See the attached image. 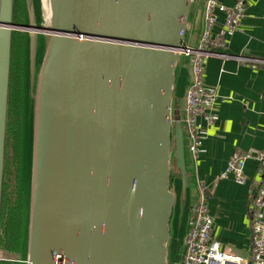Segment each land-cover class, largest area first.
<instances>
[{
  "label": "water",
  "instance_id": "1",
  "mask_svg": "<svg viewBox=\"0 0 264 264\" xmlns=\"http://www.w3.org/2000/svg\"><path fill=\"white\" fill-rule=\"evenodd\" d=\"M35 4L0 0V220L13 35L30 41L27 103L38 41L48 37L28 193L22 183L28 254L20 262L169 264L172 177H180L185 197L193 179L175 89L181 67L192 80L181 52L196 47L203 7L196 10L195 0H50L52 18L43 23ZM185 247L184 239L182 260Z\"/></svg>",
  "mask_w": 264,
  "mask_h": 264
},
{
  "label": "crops",
  "instance_id": "2",
  "mask_svg": "<svg viewBox=\"0 0 264 264\" xmlns=\"http://www.w3.org/2000/svg\"><path fill=\"white\" fill-rule=\"evenodd\" d=\"M205 0H195V9ZM237 0H219L233 7ZM218 15L215 30L221 29ZM227 57H212L206 65L203 83L216 89L217 99L210 112L214 121L198 120L203 145L189 162L193 172L188 195L182 194L181 179L173 187L181 193L171 221L169 251L183 249L191 205L204 198L213 219L212 237L221 247L230 246L240 254L252 252V203L262 181L263 166L250 160L245 166L248 182L237 185L221 178L237 149L264 152V0H248L246 15L235 35L228 40ZM190 82L181 67L175 89V106L183 112L184 95ZM177 102V103H176ZM176 212V214H175Z\"/></svg>",
  "mask_w": 264,
  "mask_h": 264
},
{
  "label": "built area",
  "instance_id": "3",
  "mask_svg": "<svg viewBox=\"0 0 264 264\" xmlns=\"http://www.w3.org/2000/svg\"><path fill=\"white\" fill-rule=\"evenodd\" d=\"M248 0H237L233 7H226L219 0H205L203 3V27L195 48L181 52L192 70V80L186 88V108L182 113L183 128L187 140L188 154L194 160L203 145L198 131V120L204 118L208 124L214 121L210 110L217 99L216 89L203 83L206 65L212 57H227L228 40L237 32L246 15ZM223 15L221 29L215 30L218 15ZM255 160L263 167L262 181L252 203V252L242 255L230 246L221 247L213 239V219L204 198L191 207L188 230L185 235L184 259L175 258L169 264H264V152L235 150L221 178L245 185L248 177L245 166Z\"/></svg>",
  "mask_w": 264,
  "mask_h": 264
},
{
  "label": "rangeland",
  "instance_id": "4",
  "mask_svg": "<svg viewBox=\"0 0 264 264\" xmlns=\"http://www.w3.org/2000/svg\"><path fill=\"white\" fill-rule=\"evenodd\" d=\"M35 13L39 20L43 23L46 22L48 15L47 4L43 0H35ZM50 3V0H49ZM23 5V3H22ZM24 10L21 5L16 4L14 11L15 20H22ZM26 35L15 32L13 35L12 46V63H11V79L9 91V106L7 116V135H6V151L4 162V178H3V195L4 186L7 185V214L5 216V224H8L9 214L13 212L12 209L18 211L19 221L21 224L22 234L24 237L21 243V253H11L9 250H0V264H27L21 263L20 260H27L28 254V216L25 206L23 184L28 193L31 184V174L33 165V129H34V112H35V97L39 86L40 71L42 62L46 52V41L48 37L39 39L35 55V67L33 66V88L31 99L25 93V87L28 86V54L27 46L30 41L26 40ZM46 39V41H45ZM36 41V40H35ZM27 103V104H24ZM13 124L16 128L13 132L10 131L9 125ZM176 178L172 177V185ZM23 183V184H22ZM176 194V210L181 206V193L177 194L176 188L172 186ZM29 201V199H28ZM3 204V196H2ZM12 208V209H11ZM23 208V210H22ZM22 210V211H21ZM2 214V209H1ZM176 214V212H175ZM1 221V220H0ZM0 236L3 244L5 243L6 231L1 228L0 222Z\"/></svg>",
  "mask_w": 264,
  "mask_h": 264
},
{
  "label": "trees",
  "instance_id": "5",
  "mask_svg": "<svg viewBox=\"0 0 264 264\" xmlns=\"http://www.w3.org/2000/svg\"><path fill=\"white\" fill-rule=\"evenodd\" d=\"M175 107H176L175 109L176 112L182 115L180 107H177V105ZM15 128L16 126H13V124L9 125V129L11 132H13ZM173 177L175 178V175ZM6 201H7V185L4 186L2 214H1V228L5 229L6 238H5V243L3 244L0 236V250H2V247L4 245L3 249L9 250L11 253H21L22 250L20 249V247H21V243H23L24 237L22 234L21 224L18 218L20 213L22 212L18 213V211L11 208L13 212L11 213V215L9 214L8 224L6 225L5 224V216L7 214ZM181 254H182V248L178 249L176 253L170 252V261L171 262L174 261L175 258H179L180 260Z\"/></svg>",
  "mask_w": 264,
  "mask_h": 264
},
{
  "label": "bare ground",
  "instance_id": "6",
  "mask_svg": "<svg viewBox=\"0 0 264 264\" xmlns=\"http://www.w3.org/2000/svg\"><path fill=\"white\" fill-rule=\"evenodd\" d=\"M44 4H47V8H48V15L46 17V22H49V20H51L52 18V8L50 6L49 0H43Z\"/></svg>",
  "mask_w": 264,
  "mask_h": 264
},
{
  "label": "flooded vegetation",
  "instance_id": "7",
  "mask_svg": "<svg viewBox=\"0 0 264 264\" xmlns=\"http://www.w3.org/2000/svg\"><path fill=\"white\" fill-rule=\"evenodd\" d=\"M17 22H22V20H16Z\"/></svg>",
  "mask_w": 264,
  "mask_h": 264
}]
</instances>
